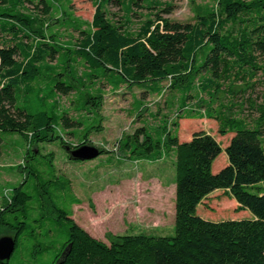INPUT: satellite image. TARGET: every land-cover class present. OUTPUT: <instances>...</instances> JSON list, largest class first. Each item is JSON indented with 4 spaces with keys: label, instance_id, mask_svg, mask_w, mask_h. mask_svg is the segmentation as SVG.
Here are the masks:
<instances>
[{
    "label": "trees",
    "instance_id": "trees-1",
    "mask_svg": "<svg viewBox=\"0 0 264 264\" xmlns=\"http://www.w3.org/2000/svg\"><path fill=\"white\" fill-rule=\"evenodd\" d=\"M140 1L155 13L137 15ZM176 1L95 0L92 23L83 29L61 0H0V158L5 135L25 142L22 180L0 201V229L16 239L11 259L0 264H264V191L258 187L264 183V95L260 105L247 96L258 74L264 77V0H209L212 5L197 7L187 23L164 17ZM113 3L124 13L116 20L108 11ZM64 28L78 36L62 42ZM164 82L174 111L150 131L144 126L123 136L120 150L134 162L175 154V235H117L106 243L73 219L72 207L82 201L56 168L55 154L41 148L92 144L91 133L102 131L105 85L160 95ZM71 93L74 112L97 120L88 128L61 109L58 95ZM247 102L259 113L253 126L236 114ZM199 118L217 121L221 136L233 134L224 150L204 131L180 141V121ZM223 151L228 164L214 173ZM217 190L228 191L237 210L253 217H199L198 207Z\"/></svg>",
    "mask_w": 264,
    "mask_h": 264
},
{
    "label": "rangeland",
    "instance_id": "rangeland-1",
    "mask_svg": "<svg viewBox=\"0 0 264 264\" xmlns=\"http://www.w3.org/2000/svg\"><path fill=\"white\" fill-rule=\"evenodd\" d=\"M126 1V0H124ZM65 4L71 18L78 22V27L89 28L95 13V0H61ZM68 3H70L68 5ZM141 7H134L137 15L155 13L147 9V1H140ZM173 13L164 15L174 22L187 23L194 20L197 7L212 5L209 0H178L174 2ZM29 6V4H28ZM113 19L123 16L121 6L113 3L108 7ZM118 17H115V16ZM60 17V13L55 15ZM57 20V19H56ZM140 17H133L134 25ZM61 22H64L61 21ZM58 28V27H56ZM62 42L72 40L78 33L72 28L61 30ZM83 70V67H79ZM168 82L161 85L162 93L158 95L140 87L119 88L105 85L103 105L101 109L102 131L92 132V145L108 150L106 155L86 162L70 161L65 149L59 143L42 146L43 154L53 152L56 156L55 165L60 174L66 175L72 182L74 194L82 204L72 207L73 219L89 232L94 238L109 243L110 236L144 234L153 237H173L175 235V154L159 161H131L120 150L123 136L132 134L136 129L148 127L149 131L156 128L164 116L174 111L168 106L170 93ZM241 87H238V90ZM257 105L262 104L264 95V77L261 73L256 78V85L249 91V96ZM62 110H69L74 118L87 122L86 128L94 122L91 115L74 112L72 101L75 95H58ZM222 100L223 95H220ZM227 99L223 102L228 103ZM219 103L215 105L218 106ZM141 112V115L138 114ZM239 118L249 126L259 117L257 110L250 103L242 112H236ZM97 120H95L96 122ZM94 122V123H95ZM218 123L214 119H183L177 128L180 141H188L195 132L204 131L213 135L224 150L230 143L233 134L221 136ZM84 134L85 132L77 131ZM65 140L78 144L79 139L64 136ZM264 145V137H263ZM25 142L19 136H4L3 155L0 158V201L3 195L22 180L20 166H24ZM228 164L225 151L215 160L213 171L217 173ZM264 191V183L258 185ZM10 189V190H9ZM256 193L255 190H250ZM237 202L228 191L217 190L210 194L198 207L199 217L210 222L241 221L253 217L248 210H237ZM11 236L6 230L0 229V238Z\"/></svg>",
    "mask_w": 264,
    "mask_h": 264
},
{
    "label": "water",
    "instance_id": "water-1",
    "mask_svg": "<svg viewBox=\"0 0 264 264\" xmlns=\"http://www.w3.org/2000/svg\"><path fill=\"white\" fill-rule=\"evenodd\" d=\"M66 152L71 161L86 162L101 156L99 147L92 144H83L77 148L66 147ZM16 248V239L13 236L0 238V262L9 261Z\"/></svg>",
    "mask_w": 264,
    "mask_h": 264
},
{
    "label": "crops",
    "instance_id": "crops-1",
    "mask_svg": "<svg viewBox=\"0 0 264 264\" xmlns=\"http://www.w3.org/2000/svg\"><path fill=\"white\" fill-rule=\"evenodd\" d=\"M189 141V140H188ZM221 170V169H220ZM237 206H238V204H237ZM89 233V232H88Z\"/></svg>",
    "mask_w": 264,
    "mask_h": 264
}]
</instances>
